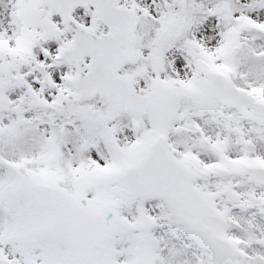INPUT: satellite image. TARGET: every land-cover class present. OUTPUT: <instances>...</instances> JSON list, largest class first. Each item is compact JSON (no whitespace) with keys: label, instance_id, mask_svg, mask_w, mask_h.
Instances as JSON below:
<instances>
[{"label":"snow or ice","instance_id":"obj_1","mask_svg":"<svg viewBox=\"0 0 264 264\" xmlns=\"http://www.w3.org/2000/svg\"><path fill=\"white\" fill-rule=\"evenodd\" d=\"M0 264H264V0H0Z\"/></svg>","mask_w":264,"mask_h":264}]
</instances>
